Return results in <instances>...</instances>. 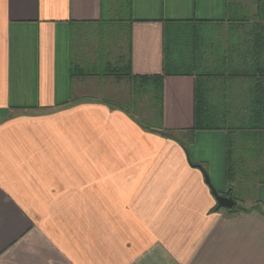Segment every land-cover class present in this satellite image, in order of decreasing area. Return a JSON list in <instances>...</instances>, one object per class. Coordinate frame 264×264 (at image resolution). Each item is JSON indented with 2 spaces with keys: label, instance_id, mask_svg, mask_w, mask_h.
<instances>
[{
  "label": "crops",
  "instance_id": "0c3cea01",
  "mask_svg": "<svg viewBox=\"0 0 264 264\" xmlns=\"http://www.w3.org/2000/svg\"><path fill=\"white\" fill-rule=\"evenodd\" d=\"M262 9L0 0V264H264V215L219 207L210 186L264 207V182L227 179L229 140L239 168H264V81L210 78L219 127L196 130L194 75L164 76L161 118L151 87L169 25L205 22L230 47L231 17Z\"/></svg>",
  "mask_w": 264,
  "mask_h": 264
},
{
  "label": "trees",
  "instance_id": "16d2710c",
  "mask_svg": "<svg viewBox=\"0 0 264 264\" xmlns=\"http://www.w3.org/2000/svg\"><path fill=\"white\" fill-rule=\"evenodd\" d=\"M261 8V7H260ZM231 28L227 30L233 33L231 37L230 47L224 45V41L217 40L218 46H215L213 38L222 34L216 26L207 25L205 22L186 21L180 24H172L166 28L165 32V55H164V71L151 78L153 88L156 93L158 102V117H162V101H163V78L166 75H194L196 77L195 91V125L192 130L196 129H214L219 124L212 122L210 113V98L208 80L217 76H235L242 77L252 82L264 81V62L262 60L264 24V9L260 10L255 18L260 21H252L249 16L243 18L231 17ZM222 31V30H221ZM217 34V36H216ZM235 44L241 53H236ZM262 44V45H261ZM246 47V48H245ZM232 48V49H231ZM249 53L246 55V51ZM249 57V58H248ZM233 66L235 69H231ZM115 75H132L128 69L122 71L111 72ZM148 84V77H146ZM255 112L253 108L251 112ZM256 113L260 114V108H256ZM211 116V117H210ZM158 118V119H159ZM260 120V118H258ZM161 119H159L160 121ZM258 120V121H259ZM259 124V123H258ZM150 129L169 138L177 139L174 134L163 131L156 126H146ZM228 148V170L227 179L229 183L241 176V181L246 178H252L253 182H264V168L245 169L239 168L238 163L244 165L245 157L243 154L237 158L235 150H233L231 140H229ZM187 149L186 145H184ZM200 166V165H198ZM201 167V166H200ZM244 178V179H243ZM232 193L231 189L228 195ZM235 200V205L230 211H252L258 210L264 215V207L260 203H256L250 208L240 206L237 203L236 196H230ZM219 208V207H218Z\"/></svg>",
  "mask_w": 264,
  "mask_h": 264
},
{
  "label": "water",
  "instance_id": "95a60500",
  "mask_svg": "<svg viewBox=\"0 0 264 264\" xmlns=\"http://www.w3.org/2000/svg\"><path fill=\"white\" fill-rule=\"evenodd\" d=\"M198 167H200V166H198ZM206 180L210 184L207 175H206ZM210 186L212 188L213 195H214L219 207L232 208L235 205L236 202L232 197L220 194L215 188H213V186L211 184H210Z\"/></svg>",
  "mask_w": 264,
  "mask_h": 264
},
{
  "label": "rangeland",
  "instance_id": "374dc122",
  "mask_svg": "<svg viewBox=\"0 0 264 264\" xmlns=\"http://www.w3.org/2000/svg\"><path fill=\"white\" fill-rule=\"evenodd\" d=\"M226 29V27H223V30H225ZM124 43H126V41L124 40ZM123 50V49H122ZM113 58L115 59L116 58V56H115V53H114V56H113ZM140 108H144V105L143 104H141V106H139ZM136 114H138V115H140L139 117H141V119L144 117V112H141V110H140V113L138 112H136ZM147 117V116H146ZM145 117V118H146ZM244 193H246V194H239L238 196H236L237 197V203L241 206V205H245V206H249L250 205V202H248L249 200L248 199H251V197L252 196H245V195H247V192H244ZM241 195V196H240Z\"/></svg>",
  "mask_w": 264,
  "mask_h": 264
}]
</instances>
